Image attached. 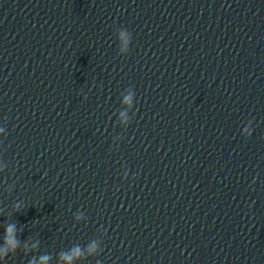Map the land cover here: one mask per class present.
I'll return each instance as SVG.
<instances>
[{
	"label": "clouds",
	"instance_id": "9594fccd",
	"mask_svg": "<svg viewBox=\"0 0 264 264\" xmlns=\"http://www.w3.org/2000/svg\"><path fill=\"white\" fill-rule=\"evenodd\" d=\"M122 36L124 34H121ZM131 100V97H126L125 98V103H129ZM14 226H9L7 228V233H6V244L9 248H11L12 250H15V248L17 247V242L14 238ZM94 248V245L92 246ZM80 256V249L76 248V249H73L72 250V253L69 254V255H65V256H62V259H65V260H68V261H71L73 258H76V257H79ZM48 257L45 256V257H42L41 258V264H47V261H48Z\"/></svg>",
	"mask_w": 264,
	"mask_h": 264
}]
</instances>
